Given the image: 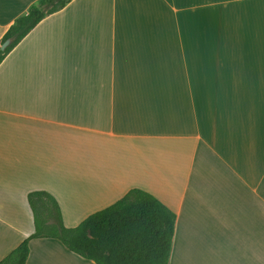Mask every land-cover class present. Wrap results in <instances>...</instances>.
<instances>
[{"label": "crops", "instance_id": "0c3cea01", "mask_svg": "<svg viewBox=\"0 0 264 264\" xmlns=\"http://www.w3.org/2000/svg\"><path fill=\"white\" fill-rule=\"evenodd\" d=\"M36 1L0 0V39ZM131 188L176 215L168 264H264V0H70L2 60L0 260L30 191L72 227Z\"/></svg>", "mask_w": 264, "mask_h": 264}, {"label": "trees", "instance_id": "16d2710c", "mask_svg": "<svg viewBox=\"0 0 264 264\" xmlns=\"http://www.w3.org/2000/svg\"><path fill=\"white\" fill-rule=\"evenodd\" d=\"M69 1L37 0L16 17L0 39V44L11 39L4 50L0 49V63L41 19ZM27 201L34 230L0 264H26L33 238H55L95 264H168L176 215L145 190L131 188L72 227L64 225L58 202L49 192L30 191Z\"/></svg>", "mask_w": 264, "mask_h": 264}, {"label": "water", "instance_id": "95a60500", "mask_svg": "<svg viewBox=\"0 0 264 264\" xmlns=\"http://www.w3.org/2000/svg\"><path fill=\"white\" fill-rule=\"evenodd\" d=\"M11 43V39L7 38L0 44V49L4 50Z\"/></svg>", "mask_w": 264, "mask_h": 264}, {"label": "rangeland", "instance_id": "374dc122", "mask_svg": "<svg viewBox=\"0 0 264 264\" xmlns=\"http://www.w3.org/2000/svg\"><path fill=\"white\" fill-rule=\"evenodd\" d=\"M28 210H29V213L31 212L30 211V209H29V207H28ZM31 214V213H30ZM33 218H32V215H31V220H32ZM31 224V227H32V223H30Z\"/></svg>", "mask_w": 264, "mask_h": 264}]
</instances>
